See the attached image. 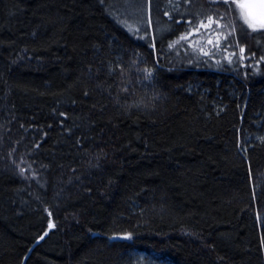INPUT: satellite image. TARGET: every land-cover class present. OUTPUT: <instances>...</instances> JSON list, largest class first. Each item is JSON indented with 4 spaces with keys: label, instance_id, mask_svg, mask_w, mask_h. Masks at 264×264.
Listing matches in <instances>:
<instances>
[{
    "label": "trees",
    "instance_id": "16d2710c",
    "mask_svg": "<svg viewBox=\"0 0 264 264\" xmlns=\"http://www.w3.org/2000/svg\"><path fill=\"white\" fill-rule=\"evenodd\" d=\"M263 128L232 0H0V264H264Z\"/></svg>",
    "mask_w": 264,
    "mask_h": 264
},
{
    "label": "snow or ice",
    "instance_id": "6c2138e0",
    "mask_svg": "<svg viewBox=\"0 0 264 264\" xmlns=\"http://www.w3.org/2000/svg\"><path fill=\"white\" fill-rule=\"evenodd\" d=\"M232 2L235 3L236 8L240 10L241 18L244 20V23H246L249 28H251L253 31H256L257 28L264 29V0H260L259 3L243 2V0H232ZM213 23V18L209 16L207 23L201 22L200 27L210 28ZM190 27L193 29V32H190L185 36H181V40H187L189 36L199 31V29L195 27V21H192L190 23ZM216 27H220V24L218 22L216 23ZM208 43L212 44L213 41L209 39ZM190 46L192 45L190 44ZM216 46L220 47L219 40L216 41ZM200 51L202 55H209V53L203 48H201ZM240 52L243 53L244 49L241 48Z\"/></svg>",
    "mask_w": 264,
    "mask_h": 264
},
{
    "label": "rangeland",
    "instance_id": "374dc122",
    "mask_svg": "<svg viewBox=\"0 0 264 264\" xmlns=\"http://www.w3.org/2000/svg\"><path fill=\"white\" fill-rule=\"evenodd\" d=\"M243 2H249V0H243ZM238 13L241 17V12L239 9H238ZM217 22L220 24V27H216ZM197 29H199V31L195 32L193 35L189 36L188 39L185 41H191L197 48H199V51L201 48L197 44L201 43L202 40H205L203 42L205 43L207 50L216 49L217 48L216 41L221 40L222 33L228 32V30L226 28L222 27V24L219 21H214V23L212 24V26L210 28H201L199 26ZM209 39H211L213 41L212 44L208 43ZM220 42H222V41H219V43ZM206 48H205V50H206ZM261 133H259L260 135L256 136L255 139L264 140V128H263ZM135 258L138 261V264H168V263H165L164 261H162L159 258L152 256V255H144V254L138 253V254H136Z\"/></svg>",
    "mask_w": 264,
    "mask_h": 264
},
{
    "label": "water",
    "instance_id": "95a60500",
    "mask_svg": "<svg viewBox=\"0 0 264 264\" xmlns=\"http://www.w3.org/2000/svg\"><path fill=\"white\" fill-rule=\"evenodd\" d=\"M249 2L259 3L260 0H249ZM39 242V240L32 246V248Z\"/></svg>",
    "mask_w": 264,
    "mask_h": 264
},
{
    "label": "bare ground",
    "instance_id": "6f19581e",
    "mask_svg": "<svg viewBox=\"0 0 264 264\" xmlns=\"http://www.w3.org/2000/svg\"><path fill=\"white\" fill-rule=\"evenodd\" d=\"M187 51V50H186ZM202 55V54H201ZM205 57V56H204ZM192 58V57H191ZM186 59V58H185ZM208 60H210V59H208ZM213 61V60H212ZM193 66V65H192ZM195 71V70H194ZM214 72V71H213ZM126 81V80H125ZM122 86V85H121ZM123 88V87H122ZM136 91V90H135ZM119 92H121V91H119ZM133 93V92H132ZM155 93V92H154ZM127 97V96H126Z\"/></svg>",
    "mask_w": 264,
    "mask_h": 264
}]
</instances>
